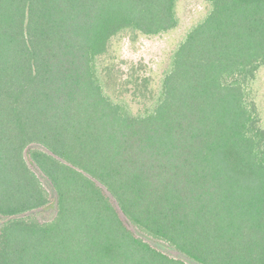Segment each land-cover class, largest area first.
<instances>
[{
  "label": "trees",
  "instance_id": "obj_1",
  "mask_svg": "<svg viewBox=\"0 0 264 264\" xmlns=\"http://www.w3.org/2000/svg\"><path fill=\"white\" fill-rule=\"evenodd\" d=\"M205 1L134 113L103 65L176 30L178 0H0V264H189L134 230L195 264H264V0Z\"/></svg>",
  "mask_w": 264,
  "mask_h": 264
},
{
  "label": "rangeland",
  "instance_id": "obj_2",
  "mask_svg": "<svg viewBox=\"0 0 264 264\" xmlns=\"http://www.w3.org/2000/svg\"><path fill=\"white\" fill-rule=\"evenodd\" d=\"M210 10V4L205 0H178L177 13L180 23L176 30L157 37L139 35L135 41L130 36H124L114 42L113 56L115 59L110 61L108 59L103 66L114 65V63L119 65L125 81L129 82L124 88L120 87L118 92L123 95L122 98L129 103L134 113H142L152 107L159 93L162 78L170 67L174 51L184 40L188 31L202 21ZM252 93L264 123V69L254 82ZM43 181L55 201L56 197L52 186L45 178ZM33 215L42 221H50L56 215V205L34 212ZM4 221L5 219L0 218V226ZM134 231L164 253L189 264H195L164 243L154 241L138 231Z\"/></svg>",
  "mask_w": 264,
  "mask_h": 264
}]
</instances>
